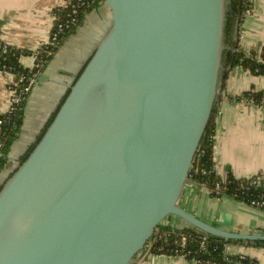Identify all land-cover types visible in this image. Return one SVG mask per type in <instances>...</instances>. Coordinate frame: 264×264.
Returning a JSON list of instances; mask_svg holds the SVG:
<instances>
[{"label":"water","instance_id":"95a60500","mask_svg":"<svg viewBox=\"0 0 264 264\" xmlns=\"http://www.w3.org/2000/svg\"><path fill=\"white\" fill-rule=\"evenodd\" d=\"M112 24L0 186V264H131L179 200L219 92L228 0H104Z\"/></svg>","mask_w":264,"mask_h":264},{"label":"crops","instance_id":"0c3cea01","mask_svg":"<svg viewBox=\"0 0 264 264\" xmlns=\"http://www.w3.org/2000/svg\"><path fill=\"white\" fill-rule=\"evenodd\" d=\"M66 0H0L1 38L21 49L36 50L48 42L54 23L53 10ZM250 13L239 26V47L246 54L259 56L264 50V0H249ZM112 24L111 9L102 1L86 15L46 67L38 74L24 109L18 139L12 145L9 161L1 175L11 174L34 145ZM21 63L32 68L35 57L22 56ZM13 77L0 72V113L11 105ZM264 90V75L236 66L223 80L217 95L214 136V168L222 177L259 175L264 181V107L240 100L246 91ZM179 204L191 214L224 230L264 235V210L232 197H211L207 188L189 180ZM164 224L190 226L174 219ZM233 242L228 252L255 258L264 264V246ZM131 264H200L184 255L140 253Z\"/></svg>","mask_w":264,"mask_h":264},{"label":"trees","instance_id":"16d2710c","mask_svg":"<svg viewBox=\"0 0 264 264\" xmlns=\"http://www.w3.org/2000/svg\"><path fill=\"white\" fill-rule=\"evenodd\" d=\"M104 0H66L65 4L53 10L54 24L51 29V40L37 50L21 49L7 44L0 38V70H7L14 75L11 89L19 96V102L7 112L0 113V174L9 161L12 145L18 139L24 120V109L30 92H25L31 77L46 67L67 38L76 32L87 14L98 8ZM250 9L249 0H228L225 29L223 62L219 79V89L228 72L240 66L258 75H264V50L257 56L252 52L246 54L239 47V26ZM1 36V32H0ZM4 44L7 45L4 51ZM36 54L32 68L21 63V57ZM68 95V94H67ZM66 98V97H65ZM240 100L250 101L264 107V90L246 91ZM64 101V100H63ZM217 98L212 113L189 171V180L208 189L211 197H232L248 205L264 210V181L259 175L237 177L228 172L222 177L214 168L215 112ZM56 115V114H55ZM54 115V117H55ZM49 122H52L53 118ZM48 124V126H49ZM37 142L30 147L21 162H24ZM205 232L192 227H173L163 222L158 225L153 236L146 243L144 251L149 248L152 254L184 255L200 264H260L255 258L227 252V246L233 242H249L210 235L203 244L200 238ZM264 246V241L254 242Z\"/></svg>","mask_w":264,"mask_h":264},{"label":"built area","instance_id":"2783aa9c","mask_svg":"<svg viewBox=\"0 0 264 264\" xmlns=\"http://www.w3.org/2000/svg\"><path fill=\"white\" fill-rule=\"evenodd\" d=\"M249 13H250V9L247 11V14H249ZM54 19H55V17H54ZM53 24H54V23H53ZM52 27H53V25H52ZM51 29H52V28H51ZM0 38H1V36H0ZM1 39H2V38H1ZM2 40H3V39H2ZM50 40H51V32H50V38H49L48 42H46V43H49ZM3 41H4V40H3ZM4 42H5V41H4ZM46 43H44V44H46ZM7 44H8V43H7ZM6 49H7V45L4 44V51H6ZM36 50H37V49H36ZM31 56H34V57L36 58V54H35V53L32 54ZM0 72L3 73V74L11 75V76L13 77V81L11 82V84L14 83V75H13L12 73H10V72L7 71V70H0ZM36 79H37V76H33V77H31V79H30V81H29L27 87L25 88V92H30V91H31L32 87L34 86V84H35V82H36ZM11 84H10V86H11ZM10 89H11V87H10ZM11 91H12V99H11V105H10L9 110H11V109L13 108V105H14L15 103L19 102V100H20V97H19V96H17V95L15 96V95H14V90L11 89ZM9 110H8V111H9ZM210 235H211V234H208V233H206V232H205V234H201V235H200V238H201V241H202L203 244L207 241V239H208V237H209ZM148 249H149V248H147L146 251H149ZM227 252H228V246H227ZM228 253H229V252H228ZM207 264H209V263H207Z\"/></svg>","mask_w":264,"mask_h":264},{"label":"rangeland","instance_id":"374dc122","mask_svg":"<svg viewBox=\"0 0 264 264\" xmlns=\"http://www.w3.org/2000/svg\"><path fill=\"white\" fill-rule=\"evenodd\" d=\"M12 174V173H11ZM11 174H6V175H1V179H0V186L10 177V175ZM179 219V220H182L180 217H178V216H175V215H173V216H168L166 219H165V221L167 222V221H171V220H174V219ZM163 223H164V221H163Z\"/></svg>","mask_w":264,"mask_h":264}]
</instances>
